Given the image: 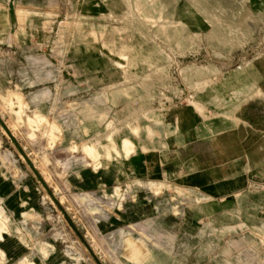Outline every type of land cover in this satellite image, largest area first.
<instances>
[{
	"label": "rangeland",
	"instance_id": "374dc122",
	"mask_svg": "<svg viewBox=\"0 0 264 264\" xmlns=\"http://www.w3.org/2000/svg\"><path fill=\"white\" fill-rule=\"evenodd\" d=\"M165 1L0 0V264H158L151 220L177 219L186 201L156 186L141 201L100 189L97 173L161 145L169 107L223 109L209 88L258 55L246 24L264 23V0ZM127 137L135 150L113 156ZM141 202L153 215L109 225Z\"/></svg>",
	"mask_w": 264,
	"mask_h": 264
},
{
	"label": "crops",
	"instance_id": "0c3cea01",
	"mask_svg": "<svg viewBox=\"0 0 264 264\" xmlns=\"http://www.w3.org/2000/svg\"><path fill=\"white\" fill-rule=\"evenodd\" d=\"M179 1L184 2H165ZM145 18L154 20L148 14ZM246 26L251 29L246 33L247 45H254L259 53L242 62L235 74L217 77L215 86L209 88L207 95L224 101L223 109L204 110L205 115L188 105L169 107L163 112L168 132L161 145L132 153L97 173L100 189L128 188L141 201L144 191L156 186L186 201L177 219L162 215L160 220H151L159 228L155 242L160 241V248L152 257L158 264H168L170 258L182 264L188 260L192 264H206L202 260L207 264H264V23ZM7 28L5 11L0 8V37ZM47 94V89L39 90L31 98ZM8 98L17 103L19 116L21 94L9 93ZM33 115L44 117L37 112ZM114 148L113 156L126 157L135 145L127 137L120 144L114 142ZM0 209L4 214V208ZM151 210L142 202L129 205L109 225L142 217L141 212L153 215ZM0 255L4 256L1 248Z\"/></svg>",
	"mask_w": 264,
	"mask_h": 264
},
{
	"label": "bare ground",
	"instance_id": "6f19581e",
	"mask_svg": "<svg viewBox=\"0 0 264 264\" xmlns=\"http://www.w3.org/2000/svg\"><path fill=\"white\" fill-rule=\"evenodd\" d=\"M88 151L91 153V152H93L92 150H91V148L89 147L88 148ZM0 236H1V234H0ZM2 237V236H1Z\"/></svg>",
	"mask_w": 264,
	"mask_h": 264
}]
</instances>
